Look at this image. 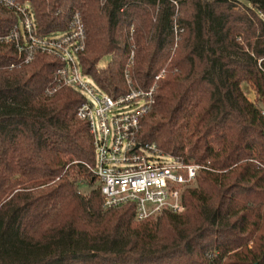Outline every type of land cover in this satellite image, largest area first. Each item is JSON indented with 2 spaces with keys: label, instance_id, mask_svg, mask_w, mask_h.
Segmentation results:
<instances>
[{
  "label": "trees",
  "instance_id": "16d2710c",
  "mask_svg": "<svg viewBox=\"0 0 264 264\" xmlns=\"http://www.w3.org/2000/svg\"><path fill=\"white\" fill-rule=\"evenodd\" d=\"M13 1L30 6L40 35L78 13L82 73L111 97L127 91L125 71L155 86L139 140L210 170L178 214L138 222L132 207L103 210L76 117L83 96H47L59 62L20 65L0 45V264H264V0ZM15 23L0 5V35Z\"/></svg>",
  "mask_w": 264,
  "mask_h": 264
},
{
  "label": "built area",
  "instance_id": "2783aa9c",
  "mask_svg": "<svg viewBox=\"0 0 264 264\" xmlns=\"http://www.w3.org/2000/svg\"><path fill=\"white\" fill-rule=\"evenodd\" d=\"M0 5L17 15V23L0 35V45L13 46L20 65L30 64L37 55L59 62L46 88L47 96L64 88L83 96L76 117L86 123L92 138L94 164L88 170L93 188L99 191L102 209L132 207L138 222L163 213L182 212L185 190L210 167L209 163H186L155 144L139 140L141 120L155 104V86L136 87L125 71L127 91L116 97L103 93L81 71L79 56L85 50L86 35L78 13L73 15L68 30L40 35L28 4L0 0ZM257 16L264 22V13L257 12ZM133 57L132 53L130 60ZM161 77L158 75L156 80ZM79 185L84 187L82 182Z\"/></svg>",
  "mask_w": 264,
  "mask_h": 264
},
{
  "label": "rangeland",
  "instance_id": "374dc122",
  "mask_svg": "<svg viewBox=\"0 0 264 264\" xmlns=\"http://www.w3.org/2000/svg\"><path fill=\"white\" fill-rule=\"evenodd\" d=\"M109 62V58H104L101 62H100V66H105L107 63ZM242 90L244 92V94L246 95V97L250 100V101H254V94L252 92V90L247 86V85H243L242 86ZM82 195H88L89 190L88 189H80Z\"/></svg>",
  "mask_w": 264,
  "mask_h": 264
}]
</instances>
